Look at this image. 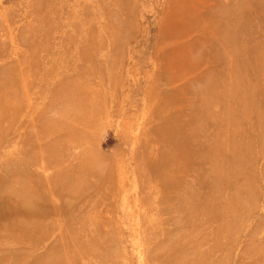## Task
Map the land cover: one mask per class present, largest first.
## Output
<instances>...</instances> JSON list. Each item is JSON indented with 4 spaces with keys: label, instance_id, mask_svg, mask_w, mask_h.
Instances as JSON below:
<instances>
[{
    "label": "rangeland",
    "instance_id": "obj_1",
    "mask_svg": "<svg viewBox=\"0 0 264 264\" xmlns=\"http://www.w3.org/2000/svg\"><path fill=\"white\" fill-rule=\"evenodd\" d=\"M0 264H264V0H0Z\"/></svg>",
    "mask_w": 264,
    "mask_h": 264
},
{
    "label": "bare ground",
    "instance_id": "obj_2",
    "mask_svg": "<svg viewBox=\"0 0 264 264\" xmlns=\"http://www.w3.org/2000/svg\"><path fill=\"white\" fill-rule=\"evenodd\" d=\"M217 6H222L220 8L224 7L223 3H220ZM232 8L225 10L226 12L224 11V13H227V14L224 15L223 18L219 16L218 10H215L212 8L209 11L210 16L215 17L216 20L220 22L219 25L221 27L218 28L219 29L218 39L210 42L211 48L213 50V54L209 53L210 56H208V54L204 55V57L208 56V58H210L212 61V67L210 69L207 90H208L209 95H213L216 92L218 93L220 90L222 91L221 97L220 96L213 97L210 103L221 101L222 97L227 96L229 92L230 93L233 92L234 93L233 96L235 97V100L240 102V96L238 94V91L240 90V78L236 82L235 81L231 82L230 74L232 76L233 75L240 76V62L245 61V60L248 61L249 59L246 57H242L243 51H246V52L251 51L253 53L257 50L256 43L255 44L248 43L244 47V49L240 50L239 14H240V11H242V14H244L246 10V6L242 5L241 7L240 6L237 7L235 11V15H233L232 13L234 9ZM241 17H245V15H242ZM195 47H200V43L199 42L195 43ZM226 55H231L233 57V61L231 62L225 61ZM231 85H233V87H231ZM199 95H201V93ZM214 98L216 99L215 101H214ZM218 118L219 116L217 117V119ZM181 133L185 135L186 132L184 133L181 132ZM172 141H176V136L173 138ZM212 148H217V149L219 148L220 150H224L221 145L219 147L217 146L215 147L213 144H211L209 147V154H208V157L210 158H213L214 154L217 155V152L215 153V150Z\"/></svg>",
    "mask_w": 264,
    "mask_h": 264
}]
</instances>
